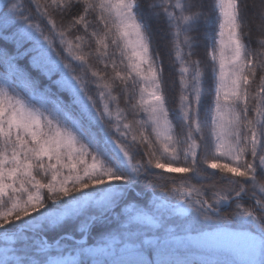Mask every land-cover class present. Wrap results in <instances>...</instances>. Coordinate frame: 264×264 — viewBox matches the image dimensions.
<instances>
[{"label":"snow or ice","instance_id":"6c2138e0","mask_svg":"<svg viewBox=\"0 0 264 264\" xmlns=\"http://www.w3.org/2000/svg\"><path fill=\"white\" fill-rule=\"evenodd\" d=\"M242 8L243 0H0V264H165L160 259L165 253L202 254L197 242L205 231L177 222L186 220L190 210L215 223L206 231L246 235L261 258L241 261L228 246L215 253L232 256V264H264V40L259 48L246 45L245 37L254 36ZM213 14L214 35L197 54L200 25ZM152 21L161 29L175 70L182 119L175 134ZM259 34L264 36V21ZM93 56L96 64L89 75ZM213 77L215 98L202 116ZM105 90L108 96L118 92L125 108L113 110ZM141 110L148 120H135ZM124 111L136 128L124 122ZM101 132L111 133L129 157L127 175H117L90 149L88 140ZM198 161L230 174L235 187L217 189L210 201L196 186L160 183L162 171L188 174ZM149 168L159 171L153 175ZM146 176L154 189L177 194L179 203L172 204L168 195L141 201L128 193L99 199L85 194L48 214L47 225L54 227L100 210L80 224L74 252L58 254L59 241L6 230L48 201L106 180L130 184ZM242 193L256 195L255 205L245 207L237 200L231 214L251 218L254 226H227L222 221L228 213L215 205ZM109 217L114 227L99 242L91 241L90 223ZM123 254L134 259H116ZM167 264L211 262L177 259Z\"/></svg>","mask_w":264,"mask_h":264},{"label":"trees","instance_id":"16d2710c","mask_svg":"<svg viewBox=\"0 0 264 264\" xmlns=\"http://www.w3.org/2000/svg\"><path fill=\"white\" fill-rule=\"evenodd\" d=\"M215 2V0H213ZM264 7V0H243V8L241 15L243 17V21L248 24L254 38L252 36L245 37V43L250 48H259V44L262 40H264V36L259 34V24L264 21V16L261 15V8ZM141 16L145 15L143 12L140 13ZM91 19V17H90ZM152 24V32L155 37V52L160 57V64L162 69V88L165 91L166 96V104L165 107L169 112V120L173 124L174 134L175 131L178 133L182 128V119L179 115V92L175 90L174 85V77L175 70L174 67L169 63V54L166 46L162 41V32L161 29L155 24L154 21ZM215 15L209 17L206 23L200 25V43L196 47L195 51L197 54H200L203 47L209 43L210 39L214 35L215 30ZM247 31V29H246ZM218 38V36H217ZM88 49L85 48V51ZM185 52L188 51L186 48ZM175 56V53H173ZM193 59H199V56H194ZM211 60V57H209ZM96 64V60L93 57H89V64L87 67L90 69L89 75L91 74L92 66ZM179 65L177 64V68ZM217 67V65H216ZM218 71V69H217ZM178 76L176 80L178 82ZM213 92H206L201 107L200 112L201 115L207 114L208 105L211 101V96L213 97V101L215 98V77H213ZM100 83H103L101 81ZM257 85L254 86L253 89L249 91V95L254 94V89ZM106 91V102H109L115 110L117 106L120 109H124L125 105L119 100V93L113 91L111 96L118 97L117 100L113 101L111 96L107 95ZM98 94V93H97ZM175 94V97H174ZM140 99L139 90L137 89L135 100L138 101ZM175 104V105H174ZM215 107L213 103V108ZM123 116L126 117L124 120L125 123H133V116H131L127 111L123 112ZM135 120H148V114L143 113L141 110L140 114L135 117ZM133 127L136 128L137 125L133 123ZM87 139V138H86ZM89 147L92 151H94V147L99 149L100 158L103 159L107 166L112 167L117 175H127L129 172V168L119 159L117 148L120 151L117 143L112 137L111 133L101 132L98 133L94 138L88 140ZM115 147V148H114ZM214 150V145H213ZM121 152V151H120ZM122 153V152H121ZM123 154V153H122ZM131 155V154H130ZM129 160V157H127ZM182 158V157H181ZM223 162V161H222ZM151 174H156L159 170L149 168L148 170ZM185 175V176H184ZM183 176V177H182ZM182 177V178H180ZM149 177H145V179L133 178L131 183H127L122 180H111L105 181L99 185L90 186L83 193H75L69 197H64L61 201L52 202L48 201L45 204V207L40 209L38 212L32 213L28 217H24L19 221H15L10 225L6 226V230L8 232H20L27 231L33 235L34 238H45L50 243H55L57 241L60 242L61 250L58 254H67L69 252H74L75 240L80 237V233L78 231L81 223H89V218L91 215H99V209H91L88 215L70 218L65 222L56 225L54 227H49L46 222V217L50 212L59 211L62 209L67 203H69L73 199H81L83 195H88L89 197L99 199L101 197H111L115 198L123 193H128L129 198H136L141 201H146L150 197H158L163 196L170 200V202L176 201L177 194L172 193H161L159 189H154L150 186L146 181ZM161 184H166L167 187H184V186H196L200 189L201 195L205 199H209L212 201V197L214 192L224 186L232 185V178L230 174H225L220 172L218 169L208 168L205 163L202 161H198L196 168L193 172L188 174H180V173H169L167 171H162L159 177ZM252 191L256 192V195H261L258 190L253 189ZM256 195H250L249 193H242L239 197L230 196L229 200L221 201L218 205H215L220 211H225L228 214L225 215L224 223L230 227L237 228H251L254 226L251 218H246L240 214H231L236 212V201L239 200L245 207L254 206ZM234 197L233 199H231ZM226 202H229L228 204ZM259 210V209H257ZM178 223L190 222L198 227H211L215 225L214 222L204 223L200 214L194 210H190L187 215L186 220L181 219L177 221ZM35 225H40L39 229H34ZM90 227L92 228L90 240L99 242L102 238V233L107 231L109 228L114 227V223L111 218H101L96 222H91ZM55 251V250H54ZM111 259V258H108ZM127 261V260H125Z\"/></svg>","mask_w":264,"mask_h":264},{"label":"rangeland","instance_id":"374dc122","mask_svg":"<svg viewBox=\"0 0 264 264\" xmlns=\"http://www.w3.org/2000/svg\"><path fill=\"white\" fill-rule=\"evenodd\" d=\"M218 39V38H217ZM217 47H219L217 45ZM218 69V62H217ZM115 148V147H114ZM119 159L129 168L128 158L125 157L117 148H115ZM94 152L100 157L99 149L94 147ZM178 202V201H177ZM176 203V202H171ZM204 223H210V221H204ZM199 227L200 230L205 231L203 235L199 238L198 246L202 249V254L194 253L191 251H185L183 253H165L160 259L167 264L169 261H175L177 259L181 260H204L209 261L211 264H232L233 257L230 255H224L220 253H215L214 249L219 246H228L235 253V258L241 261H255L260 260V254L258 249L252 244V242L242 233H231L226 229H218L216 231H206L214 227ZM116 259L119 260H131L134 259L133 256L129 254H123Z\"/></svg>","mask_w":264,"mask_h":264}]
</instances>
